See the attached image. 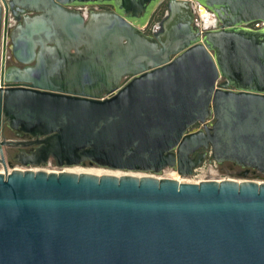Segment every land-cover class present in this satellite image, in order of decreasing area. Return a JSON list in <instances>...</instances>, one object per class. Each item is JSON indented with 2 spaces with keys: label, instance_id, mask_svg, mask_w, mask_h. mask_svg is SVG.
<instances>
[{
  "label": "water",
  "instance_id": "water-1",
  "mask_svg": "<svg viewBox=\"0 0 264 264\" xmlns=\"http://www.w3.org/2000/svg\"><path fill=\"white\" fill-rule=\"evenodd\" d=\"M6 5L22 17L7 32L0 6V264H264V181L126 174L188 175L206 149L264 174V28L246 27L264 0ZM86 161L125 174L39 168Z\"/></svg>",
  "mask_w": 264,
  "mask_h": 264
},
{
  "label": "built area",
  "instance_id": "built-area-1",
  "mask_svg": "<svg viewBox=\"0 0 264 264\" xmlns=\"http://www.w3.org/2000/svg\"><path fill=\"white\" fill-rule=\"evenodd\" d=\"M7 0H0V6L2 9V14L4 17H6V29L7 32L11 30L14 26V16L12 12L10 11V8L6 5ZM194 13H195V19L199 23L198 27L202 29L205 26V22L203 20V17L199 15V12L196 7H194ZM198 17V18H197ZM211 17V16H210ZM1 43L0 46H5V52L6 49H8V45L10 44L9 36L6 35L5 40H3V30L1 32ZM207 124L211 122V118H207L205 121ZM197 128H202V124H198L196 126ZM206 157L205 159L196 167L192 169V172L188 175H181L182 178H180V181L184 182H192V183H198L203 180H222L226 179L221 173L218 172V167L221 165V163L215 161L214 159H210L209 156L211 155V150L206 149ZM8 171H10V167H7ZM35 169V167H33ZM0 172H4L3 166L0 164ZM255 181L261 182L264 181V174L261 173L259 179H256Z\"/></svg>",
  "mask_w": 264,
  "mask_h": 264
},
{
  "label": "rangeland",
  "instance_id": "rangeland-1",
  "mask_svg": "<svg viewBox=\"0 0 264 264\" xmlns=\"http://www.w3.org/2000/svg\"><path fill=\"white\" fill-rule=\"evenodd\" d=\"M164 5H161L156 11L155 13L152 15V19L150 21V24L153 23L156 19H159L160 16H158L159 13L162 12ZM195 24H197L198 26V22L196 21ZM6 136L10 137L13 136L12 133H8L6 132ZM11 165L13 167H17V168H24L22 165L18 164L17 162H12ZM39 168L45 169L47 171H59L62 170L64 168L71 170L73 168H81V169H98V170H102V169H106L110 170L109 172H112L111 170L113 169H108L105 167H100L97 166L95 164H90L88 162H85L83 164H78V165H64L62 167H58L56 166L54 163H48L46 165L40 166ZM116 171V170H114ZM124 172V171H121ZM128 173H136V175H152L155 177H166V178H174L177 176V178H179L178 180H180V178H182L181 174L177 173L175 169H171V168H165L163 169L161 172L159 173H152V172H148V171H127ZM218 172L221 173L224 177L226 178H232L235 180H245V179H250V180H256L259 179L260 175L253 173L252 171L246 170L244 168H242L239 165H236L234 163L231 162H223V164L219 165L218 167Z\"/></svg>",
  "mask_w": 264,
  "mask_h": 264
},
{
  "label": "flooded vegetation",
  "instance_id": "flooded-vegetation-1",
  "mask_svg": "<svg viewBox=\"0 0 264 264\" xmlns=\"http://www.w3.org/2000/svg\"><path fill=\"white\" fill-rule=\"evenodd\" d=\"M88 8H89V10L91 12L93 10L108 8V6H104V5H101V6L90 5V7H88ZM10 11L12 12V9H10ZM12 14H13V12H12ZM13 16H14V23L16 25L17 23L20 22L22 16L21 15L16 16L14 14H13ZM195 22H196V19H195ZM246 27H248L250 29L256 30V29L264 28V25L262 23H250V24L246 25ZM11 65H12V62H11V53H10V50L8 48V49H6V52H5V66L8 67V66H11ZM16 65L19 66V67L23 66V64H21V63H18ZM6 132L12 133L13 136L7 137L6 136ZM3 136H5L6 138H12V139L13 138H23V139L31 138L28 135L18 136L16 134V131L15 130L10 129L6 125L4 126ZM31 148L32 147H24L25 150H29ZM4 150H5L6 155H7V161H9L10 163L16 162L17 159L14 158V155L19 152L20 147H17V146L4 147ZM221 164H223V163H221ZM242 168H244L246 170H249V171H252L253 173H256V174H259V175L261 174L260 172L256 171L253 168H246V167H242Z\"/></svg>",
  "mask_w": 264,
  "mask_h": 264
},
{
  "label": "bare ground",
  "instance_id": "bare-ground-1",
  "mask_svg": "<svg viewBox=\"0 0 264 264\" xmlns=\"http://www.w3.org/2000/svg\"><path fill=\"white\" fill-rule=\"evenodd\" d=\"M209 16L210 17V14H206V16ZM207 18V17H206ZM212 18V17H210ZM213 19V18H212ZM214 20V19H213ZM205 22V21H204ZM213 23V22H212ZM212 23H207V21L205 22V25H209V24H212ZM63 170H66V171H70V172H74V173H92V174H96V175H101V174H111V175H121V174H125L124 172H121V171H114V170H111L112 172H109L110 170H107L105 171V169H102V170H94V169H81V168H73L71 170H68L66 168H64ZM126 174H133V175H136V173H126ZM136 176H140V175H136ZM174 179H179L176 177H174ZM180 181V180H179Z\"/></svg>",
  "mask_w": 264,
  "mask_h": 264
},
{
  "label": "crops",
  "instance_id": "crops-1",
  "mask_svg": "<svg viewBox=\"0 0 264 264\" xmlns=\"http://www.w3.org/2000/svg\"><path fill=\"white\" fill-rule=\"evenodd\" d=\"M85 9V8H84ZM84 13H85V11H84ZM163 14H164V12H163ZM163 14H161V16H160V18L163 16ZM159 18V19H160ZM159 19H156L153 23H151L150 25H148V27L146 28V33H149L150 31H152V28H153V25L154 24H156L157 22H158V20ZM213 22V19L212 18H210L208 15H207V23H212ZM82 41H80V43H81ZM69 48H71V46L69 47ZM71 51H72V49H70Z\"/></svg>",
  "mask_w": 264,
  "mask_h": 264
},
{
  "label": "trees",
  "instance_id": "trees-1",
  "mask_svg": "<svg viewBox=\"0 0 264 264\" xmlns=\"http://www.w3.org/2000/svg\"><path fill=\"white\" fill-rule=\"evenodd\" d=\"M162 8H163V10H162L161 13L158 14V16H161V14H163V12L165 11V7H162ZM86 162H87V161H86Z\"/></svg>",
  "mask_w": 264,
  "mask_h": 264
}]
</instances>
